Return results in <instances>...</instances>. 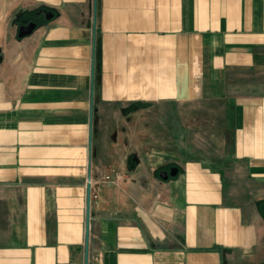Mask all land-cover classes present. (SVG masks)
Returning <instances> with one entry per match:
<instances>
[{"label": "crops", "instance_id": "0c3cea01", "mask_svg": "<svg viewBox=\"0 0 264 264\" xmlns=\"http://www.w3.org/2000/svg\"><path fill=\"white\" fill-rule=\"evenodd\" d=\"M0 45V264H264V0H0Z\"/></svg>", "mask_w": 264, "mask_h": 264}, {"label": "rangeland", "instance_id": "374dc122", "mask_svg": "<svg viewBox=\"0 0 264 264\" xmlns=\"http://www.w3.org/2000/svg\"><path fill=\"white\" fill-rule=\"evenodd\" d=\"M10 17L12 18H9V22H8V32L9 33L13 32V28L15 24L18 25L19 23L28 21V19L30 18H35L33 13L27 14L25 12L18 14V15L12 13ZM2 58L3 56L1 55V51H0V62L2 61ZM134 109L137 110L136 106ZM137 119L138 118L136 117H132L130 121L136 122L138 121ZM149 122H157L159 125H161L162 123H165V119L153 117ZM178 122L180 126V131L183 132V135L178 137L177 142L186 144V147L188 149V152H187L184 147H180L182 149V150H179L178 152L180 155L179 156L180 158H183L184 160V157L186 158L189 157L190 159H194V157L201 158V156H212V155H215L216 157V154H218V150H217L218 135L210 131L212 134H210L209 136L208 132L204 130V128H206V125H207L206 120H202L199 118L186 120L183 118L181 120H178ZM181 124H185V125L187 124L188 125L187 129H185V126L184 127L181 126ZM129 134L130 132L125 131V141L127 140V137L129 136ZM193 144H197V145H193ZM192 146H194V149H192ZM212 147H214V149ZM136 158H137V151H133L132 154L126 157V159L130 160L129 169L133 168L134 166L133 159H136ZM180 158H178L179 163H181ZM166 169L168 170V167H166Z\"/></svg>", "mask_w": 264, "mask_h": 264}, {"label": "water", "instance_id": "95a60500", "mask_svg": "<svg viewBox=\"0 0 264 264\" xmlns=\"http://www.w3.org/2000/svg\"><path fill=\"white\" fill-rule=\"evenodd\" d=\"M36 23L34 21H29L26 24L20 25L18 27V32L17 35L18 37H23L33 31L35 28ZM177 172L176 167H170L168 171L166 170H161L159 171L158 175L161 179H166L168 176H174Z\"/></svg>", "mask_w": 264, "mask_h": 264}, {"label": "flooded vegetation", "instance_id": "af4514ba", "mask_svg": "<svg viewBox=\"0 0 264 264\" xmlns=\"http://www.w3.org/2000/svg\"><path fill=\"white\" fill-rule=\"evenodd\" d=\"M29 21H34V20H28L27 22H24V23H22V24H20V25L26 24V23H28Z\"/></svg>", "mask_w": 264, "mask_h": 264}]
</instances>
